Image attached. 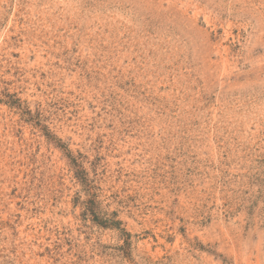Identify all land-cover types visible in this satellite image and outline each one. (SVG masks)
Returning <instances> with one entry per match:
<instances>
[{"label":"rangeland","instance_id":"rangeland-1","mask_svg":"<svg viewBox=\"0 0 264 264\" xmlns=\"http://www.w3.org/2000/svg\"><path fill=\"white\" fill-rule=\"evenodd\" d=\"M0 264H264V0H0Z\"/></svg>","mask_w":264,"mask_h":264}]
</instances>
